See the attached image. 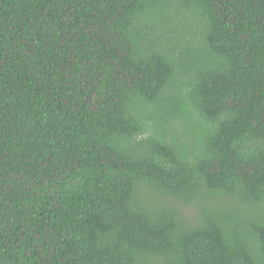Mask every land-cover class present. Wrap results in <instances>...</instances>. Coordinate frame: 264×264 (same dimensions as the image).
I'll return each mask as SVG.
<instances>
[{
  "label": "trees",
  "instance_id": "obj_1",
  "mask_svg": "<svg viewBox=\"0 0 264 264\" xmlns=\"http://www.w3.org/2000/svg\"><path fill=\"white\" fill-rule=\"evenodd\" d=\"M0 264H264V0H0Z\"/></svg>",
  "mask_w": 264,
  "mask_h": 264
}]
</instances>
